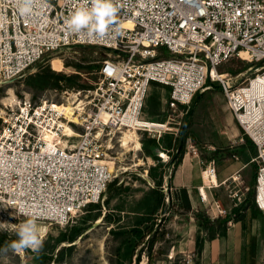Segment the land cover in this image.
I'll use <instances>...</instances> for the list:
<instances>
[{
	"label": "built area",
	"instance_id": "obj_1",
	"mask_svg": "<svg viewBox=\"0 0 264 264\" xmlns=\"http://www.w3.org/2000/svg\"><path fill=\"white\" fill-rule=\"evenodd\" d=\"M116 3V21L99 37L69 32L65 24L84 0H33L27 14L19 12L17 0H0V82L69 46L107 53L77 107L67 109V100L23 98L0 109V204L18 217L69 225L111 181L105 142L112 131L178 135L183 108L206 81H218L229 111L256 147L254 202L264 221V90L250 91L252 80L264 78V0ZM241 53L261 66L253 78L230 85L217 67ZM154 85L161 87L164 119L146 113ZM203 167L216 175L213 162ZM198 190L204 203L206 194Z\"/></svg>",
	"mask_w": 264,
	"mask_h": 264
},
{
	"label": "rangeland",
	"instance_id": "obj_2",
	"mask_svg": "<svg viewBox=\"0 0 264 264\" xmlns=\"http://www.w3.org/2000/svg\"><path fill=\"white\" fill-rule=\"evenodd\" d=\"M106 56L104 49L94 46L73 45L64 48L33 65L26 74L11 81L0 82V109L5 104L13 105L18 99L23 98L32 101L47 99L54 102L66 100L68 102L70 93H78L79 100H83L97 78L98 62ZM54 57L62 61L63 68L59 71L51 67V60ZM260 66L261 63H251L233 56L218 66L217 70L219 73H226L230 85H239L244 79L253 78ZM46 67L63 77L57 86L48 84L42 79L41 71ZM160 89L159 86H152L149 97L154 93L159 94ZM11 95H13L12 99ZM192 98L195 100L194 105L190 103L183 108L182 120L184 115L191 111V130L198 141L194 142L188 138L184 144V154L187 153L192 164H196L198 168L211 161L216 166L217 173L222 169L228 170L222 178H217V186L212 184L211 187L206 188L207 198L204 203L200 200L198 189L201 183L207 184V180L205 177L202 180L200 172H196L194 183L187 187L190 189L188 191L192 207L190 212L184 213L179 208L178 213H175L176 205L169 204L166 198L165 201L169 205L166 204L157 215L165 218L163 225L168 231L167 241L154 245L153 250L159 251L160 256L153 264H202L198 246L210 240L208 237L211 231L199 228L194 219L195 213H206L211 219L245 213L243 223L239 221L240 230L234 235V239L240 245L239 264H263V213L260 212L257 217H252L250 210H244L245 207L242 206L247 200L249 186L256 171L255 162H251L254 155L249 148L250 143L247 142L250 138L229 111L220 82L206 81L203 89L198 90ZM146 113L152 119H163L168 114L166 110L161 111V106L157 110L152 109L150 113V104ZM177 113L178 111L173 115ZM123 131L126 132L124 129L112 131L105 142L112 178L109 183L111 186L106 189L101 199L88 206L86 211L74 218L69 225L35 219L39 233L44 239L43 250L39 257L31 249L16 252L7 246L0 250V264H110V260L111 264H147L144 245L146 238L139 242L138 248L143 247V250L138 262L135 261V256L131 259L124 258V248L121 249L122 258L117 259L113 256V251L125 237L116 236L111 230L128 227L133 222L142 197L160 177L161 188L164 192H168L172 170L165 165L169 156L161 149L151 150L158 159L146 155L144 146L148 144L150 138L146 133L136 132L140 143L139 149L136 150L134 144L128 148L121 147ZM167 141L166 136L160 137L159 142L162 147L167 148ZM168 149L170 153L173 152L171 147ZM193 149L197 151V155L193 154ZM215 150L216 155L210 157ZM228 153H231L229 157ZM192 155L195 158H192ZM207 199H211L209 200L211 205L207 204L208 207H205ZM253 203H255L254 198ZM212 205L214 211L211 210ZM7 209L9 208L0 204V235L7 233L14 237L17 236L19 225L29 218L18 217L11 209L10 213ZM232 222V220L227 222L223 236L218 235L221 228L214 226L212 231L216 233L215 238H226L227 228ZM39 226H43V229L40 230ZM72 227L80 228L75 239L60 241L61 235L69 234Z\"/></svg>",
	"mask_w": 264,
	"mask_h": 264
},
{
	"label": "trees",
	"instance_id": "obj_3",
	"mask_svg": "<svg viewBox=\"0 0 264 264\" xmlns=\"http://www.w3.org/2000/svg\"><path fill=\"white\" fill-rule=\"evenodd\" d=\"M42 79L48 84H51L53 86H57L59 81L63 78L62 76L56 74L54 71L50 70L49 68H44L41 71ZM160 93H154L152 94L146 104V112L148 108V104H150V113L153 110H157L161 106L160 101ZM194 98L191 99L190 103L193 106L194 105ZM189 103V104H190ZM164 119V118H163ZM185 121V129L184 133L180 135V132L178 135L173 134H164L162 136H166L168 138L167 141V148L162 147L161 143L159 142V138H153L150 137L148 139V144L144 146V149L146 151L147 156H151L153 159H158V156L155 155L152 149H161L162 151L166 152L169 156L168 161L165 163V165L169 168L171 167L172 172L175 170V168L181 163V160L183 158L184 154V144L185 141L189 138L190 140H193L194 142H197L198 139L194 135L193 131L191 130L192 127V113L187 112L184 115V119L182 122ZM183 125V123H182ZM161 136V137H162ZM248 137V136H247ZM250 143V150L251 153L255 156L256 154V147L254 143L251 141V139H248L247 141ZM243 144L245 145V139H243ZM172 148L173 152L170 153L168 148ZM217 151L215 150L210 154V157L215 156ZM231 155V153H228V157ZM209 157V158H210ZM256 168V167H255ZM255 176L256 171L252 177V181L249 186V193L247 195V202L244 201V210L249 209L250 214L252 217H257L260 214V210L257 208L255 203H253L254 198V190H255ZM162 184V178L160 177L157 181H155L154 186L151 187L145 195L142 197L138 210H136V216L134 217L133 222L128 225V227L122 228L117 227L118 229L111 230L113 234L116 236L122 235L125 237V239L121 242V244L114 249L113 256L117 259L122 258L121 255V249L124 248L123 256L124 258L129 257L130 259L135 256V261L138 262L140 259L141 252L143 250V247L138 248L139 242L143 241L146 238L145 246H146V261L147 264H153L156 259L159 258V251H154L153 247L154 245L162 242H166V236L168 234V231L164 228L163 221L164 217H159L157 214L160 210H163V208L166 206V198L169 201V204L171 203L172 206L176 205L175 213H178L179 208L183 210V212H190L192 211L191 202L189 199V194L186 187H175L171 183V175L169 177L168 187L169 191L164 192L161 188ZM111 185L108 184V187ZM107 187V188H108ZM248 203V204H247ZM167 204V205H169ZM93 205V204H91ZM90 205V206H91ZM234 210V209H233ZM239 213V212H238ZM245 214V213H244ZM242 215H236V216H227L224 218L216 217L214 219H211L206 215V213H195L194 219L196 220L199 228L203 230H210V234L208 239H214L216 237V233H214L213 227L217 226L218 228H221V231H219L218 235H224L225 234V226L229 220L232 221H240L243 223V217ZM80 228L79 227H72L69 234H62L60 241L69 240L73 241L75 237L79 234ZM17 236H9L7 233L0 235V250L9 246L12 241L17 240ZM160 249V246L158 247ZM202 245L200 244L198 246V251H201ZM51 260V258H50ZM111 264V260H110ZM121 264V263H120ZM264 264V262H263Z\"/></svg>",
	"mask_w": 264,
	"mask_h": 264
},
{
	"label": "clouds",
	"instance_id": "obj_4",
	"mask_svg": "<svg viewBox=\"0 0 264 264\" xmlns=\"http://www.w3.org/2000/svg\"><path fill=\"white\" fill-rule=\"evenodd\" d=\"M17 3L19 12L27 14L31 11L33 0H17ZM118 11L116 0H84V5L73 12L65 20V24L69 32L86 31L89 36L104 37L116 21ZM21 211L23 212V209ZM16 234L18 239L12 241L8 247L16 252L31 249L39 257L44 239L39 233L35 218H29L19 225Z\"/></svg>",
	"mask_w": 264,
	"mask_h": 264
},
{
	"label": "crops",
	"instance_id": "obj_5",
	"mask_svg": "<svg viewBox=\"0 0 264 264\" xmlns=\"http://www.w3.org/2000/svg\"><path fill=\"white\" fill-rule=\"evenodd\" d=\"M192 158L195 156L192 155ZM205 167H197L196 164H192L191 159L188 158V154L185 153L182 158L181 163L175 168L171 175V183L175 187H189L194 183V178L196 172H200L201 178L205 177L207 184L204 185V182L201 183L200 190L203 194L206 193V188L218 185L217 178H222L226 175L228 169L219 170V173L216 171L215 181L211 183L204 172ZM190 189H187L189 191ZM211 200V199H209ZM207 199L208 202L205 203V207L211 205V202ZM208 204V205H207ZM207 205V206H206ZM211 210L214 211V206H211ZM209 211V210H208ZM215 216V215H214ZM230 227L227 228L226 238H214L209 241H205L202 245L201 256L202 264H239L240 263V245L234 239V235L240 230V222L233 221L230 223ZM233 235V236H232Z\"/></svg>",
	"mask_w": 264,
	"mask_h": 264
},
{
	"label": "bare ground",
	"instance_id": "obj_6",
	"mask_svg": "<svg viewBox=\"0 0 264 264\" xmlns=\"http://www.w3.org/2000/svg\"><path fill=\"white\" fill-rule=\"evenodd\" d=\"M242 58L246 59V56L244 53H241ZM51 67L55 70H61L63 68V64L62 61L60 60V58L58 57H54L51 60ZM220 77H225V74L223 72L219 73ZM231 79V78H230ZM264 78L262 76H257L256 79L252 80V84H251V88L250 91L251 93H253L254 95H260L263 93L264 90ZM76 92V91H75ZM68 97V96H67ZM13 98V95H11V99ZM80 104V100L78 97V93H70V96L68 97V102L66 104H64L66 106V108H71V106L77 107ZM126 132H122V138H121V147H125L128 148L130 145L134 144V148L137 150L139 149V141L137 138V134L136 132L131 129H124ZM129 130H131L130 132H128ZM130 149V148H129ZM127 150V149H126ZM162 155L165 156V154L162 153ZM111 168V166H110ZM205 172V176L207 177V179L212 182L215 181V175H209L206 171V169H204ZM7 211H9V213L12 211H10V209H7ZM39 229L42 230L43 226H39Z\"/></svg>",
	"mask_w": 264,
	"mask_h": 264
},
{
	"label": "water",
	"instance_id": "obj_7",
	"mask_svg": "<svg viewBox=\"0 0 264 264\" xmlns=\"http://www.w3.org/2000/svg\"><path fill=\"white\" fill-rule=\"evenodd\" d=\"M184 129H185V122L183 123V125L181 126L180 129V135H182L184 133Z\"/></svg>",
	"mask_w": 264,
	"mask_h": 264
}]
</instances>
